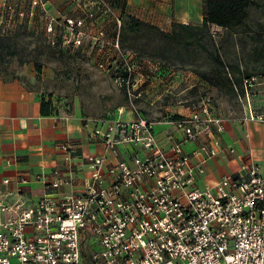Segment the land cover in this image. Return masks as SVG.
I'll list each match as a JSON object with an SVG mask.
<instances>
[{
    "label": "built area",
    "instance_id": "1",
    "mask_svg": "<svg viewBox=\"0 0 264 264\" xmlns=\"http://www.w3.org/2000/svg\"><path fill=\"white\" fill-rule=\"evenodd\" d=\"M28 2L26 15L32 17L47 0ZM91 3L83 16L65 19L69 40L77 46L82 38L92 39L101 51L97 68L124 89L126 106L94 129L91 140L102 145L100 154H79L69 141L60 146L64 166L48 178L36 176L44 193L35 205H26L18 190H6L9 179L2 181L0 264H264V176L253 156L242 158L238 172L197 186L208 161L219 155V136L230 120L215 113L208 84L194 83L196 101L175 103L188 114L163 117L181 138L169 134L168 146L160 144L156 121L141 114L140 104L157 82L163 85L159 99L178 97L172 83L183 74L163 80L158 63L123 50L120 17L110 0ZM108 16L115 31H84L86 23L93 27ZM242 82L245 109L238 122L264 124L250 106L256 76ZM126 111L133 118H125ZM188 143L196 144L190 152L184 149ZM122 151L129 157L118 159ZM81 174V189L74 191Z\"/></svg>",
    "mask_w": 264,
    "mask_h": 264
},
{
    "label": "crops",
    "instance_id": "2",
    "mask_svg": "<svg viewBox=\"0 0 264 264\" xmlns=\"http://www.w3.org/2000/svg\"><path fill=\"white\" fill-rule=\"evenodd\" d=\"M110 2L117 13L123 11L164 33L171 32L172 24L200 26L206 13L205 0H110ZM75 5H78L75 0H47L46 3L50 12L57 9L65 19L78 16L77 10H71L72 8L75 10ZM69 10L70 15L66 14ZM158 65L161 73L157 75L163 80H166L170 73H176L171 67ZM180 72L183 76L179 77L177 82L183 85H189L190 81L195 84L199 81L198 76L190 72ZM192 86L191 89L198 87ZM162 87L163 85L157 82L149 88L147 101L140 104L141 114L145 117L149 118L152 103L158 98L157 92ZM187 90L182 87L177 91V98ZM49 98L18 79H6L0 74V184L9 179L10 183L5 189L12 192L18 190L23 194L28 206L35 205L44 193L43 183L36 176L48 178L55 168H63L60 147L62 144L69 141L78 149L79 154L84 156L98 155L103 149L102 145L91 140L94 129L103 126L100 119L85 116L80 109L74 110L72 114L62 113L60 110L44 114L42 102ZM123 101L125 103L116 107L108 116L116 115L118 108L126 106L124 93ZM164 110L166 115L188 114L184 105L174 104ZM123 115L125 118H133L128 111ZM225 127V131L219 136L220 153L206 164V173L197 182L198 187L212 185L221 176L238 172L242 158L248 155L253 156L264 176V124L257 122L240 124L238 120H228ZM154 129L157 131H155L157 141L164 146H168L166 138L169 134H173L176 139L181 138L173 126L164 122L163 118L156 121ZM195 147V143H188L184 149L190 152ZM128 157L129 154L122 151L118 159ZM106 169L107 167H104L103 171ZM81 176L74 191L81 189L83 177L86 175ZM21 178H26L27 182L20 183ZM60 191L66 194L68 189L63 188Z\"/></svg>",
    "mask_w": 264,
    "mask_h": 264
},
{
    "label": "rangeland",
    "instance_id": "3",
    "mask_svg": "<svg viewBox=\"0 0 264 264\" xmlns=\"http://www.w3.org/2000/svg\"><path fill=\"white\" fill-rule=\"evenodd\" d=\"M7 1L5 5L0 2V36L12 37L15 49L8 52L0 44V74L3 77L18 79L29 88L51 97L62 113L72 114L74 110L80 109L82 114L92 119H107L108 114L125 103L123 91L114 84L113 78L97 68L96 61L100 58L101 51L94 48L92 39L82 38L81 44L77 46L73 43V39L69 40L70 30L66 28L64 15L57 9L50 12L47 6L44 10L38 6L33 9V16L30 17L26 15L29 11V0ZM75 2L78 5H75V10L73 8L71 10L78 11L80 15L78 14L77 17L83 16V11L90 9L92 5V0H75ZM111 7L118 17L122 16V21L126 20L127 14L123 12L119 14L113 5ZM20 12L24 16L19 15ZM69 12L70 10L66 14L70 15ZM111 18L108 16L93 27L86 23L84 31L96 33L100 28H109L113 29V32L115 27ZM249 23L256 31H258V23L264 27V12L253 9ZM211 31L214 39L221 43L225 32L217 27H212ZM112 32L109 35L112 36ZM232 38L223 44L221 50L224 58L228 55L231 59L235 56L241 59L240 73L233 71L232 73L229 70L230 76L236 79L246 74L256 76L257 85L251 91L250 106L255 114L264 119V42H253L243 35ZM241 39L246 45L240 43ZM129 44L130 42H127L124 46L127 47ZM127 49L150 62L167 65L172 70L190 72L195 76H198L196 69L207 68V62L198 53H188L178 49L166 52L165 57H161L155 55L156 51H152L154 54L144 55L132 48ZM36 66L40 67V71L36 70ZM198 82L203 81L199 78ZM172 84L176 88L175 95L182 87L188 90L179 98L175 96L167 100L156 98L152 103L151 113L148 114L149 119L157 121L163 118L164 108L174 106L177 99H184L188 103L196 101L199 87L191 89L190 87L194 85L192 81L188 82L189 85L177 81ZM209 93L214 98L215 113L220 117L237 121L244 115L245 105L241 95L240 99L224 95L213 87L209 89Z\"/></svg>",
    "mask_w": 264,
    "mask_h": 264
},
{
    "label": "trees",
    "instance_id": "4",
    "mask_svg": "<svg viewBox=\"0 0 264 264\" xmlns=\"http://www.w3.org/2000/svg\"><path fill=\"white\" fill-rule=\"evenodd\" d=\"M253 9L264 12V0H205L206 13L200 26L181 23L172 24L171 32L165 33L157 27L121 11L127 15H124L125 21H122V16H120L118 42L123 50L132 48L144 55H151L154 54L152 51H156L155 55L165 57L166 52L178 49L188 53L201 54L207 62V68L205 70H195L199 78L224 95L239 98L240 95L243 96L242 77L249 78L254 74H246L239 79L231 77L229 70L240 73L241 59L237 56L231 59L228 55L224 58L221 50L225 42L233 39L232 37H239V35L246 36L253 42H264L263 25L258 23V31H256L249 23ZM213 26L225 32L221 43L214 39L211 31ZM127 42H130V44L125 47L124 45ZM240 43L246 45L242 39ZM0 44L8 52L15 49L12 37L8 35L0 36ZM36 70L40 71V67L36 66ZM122 91L124 93V89ZM167 98L169 97L163 99L167 100ZM42 103L44 114L59 110L51 97ZM164 115L166 116V114ZM172 118L177 119L178 116H172Z\"/></svg>",
    "mask_w": 264,
    "mask_h": 264
}]
</instances>
